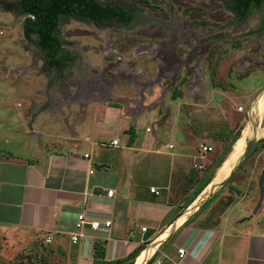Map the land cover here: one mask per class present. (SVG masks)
Wrapping results in <instances>:
<instances>
[{
	"label": "rangeland",
	"instance_id": "1",
	"mask_svg": "<svg viewBox=\"0 0 264 264\" xmlns=\"http://www.w3.org/2000/svg\"><path fill=\"white\" fill-rule=\"evenodd\" d=\"M9 1L0 0L1 154L28 153L41 130L44 149L59 139L86 142L76 132L94 123L104 127L106 138L114 134L123 140L133 127L141 134L154 124V129L193 130V141L203 144L225 134L230 141L237 128L250 123V106L264 86L258 13L237 23L224 0H98L133 7L144 18L123 31L65 19L58 32L76 60L56 71L43 66L36 37L23 35L22 21L30 14L7 11L3 4ZM173 91L181 96L172 99ZM98 103L117 107L121 119L88 111ZM255 146L227 181L236 174L257 180L264 142ZM116 152L110 149L108 155L115 158ZM11 238L0 234V264H63L57 249L50 245L52 251H46L48 243L39 237Z\"/></svg>",
	"mask_w": 264,
	"mask_h": 264
},
{
	"label": "crops",
	"instance_id": "2",
	"mask_svg": "<svg viewBox=\"0 0 264 264\" xmlns=\"http://www.w3.org/2000/svg\"><path fill=\"white\" fill-rule=\"evenodd\" d=\"M88 107L93 115L101 111L108 120L121 119L117 107ZM153 126L141 134L133 127L129 144L128 134L123 140L114 134L106 138L104 127L94 123L76 132L86 142L59 139L45 149L39 146L41 130L28 153H0V234H12L15 242L39 237L63 253V264L100 262L94 259L96 241L105 244V263L134 264L143 250L152 248L142 264L151 257L147 264L158 259L161 264H264V212L258 216L264 199L253 213L257 180L236 174L203 194L216 176L212 166L221 142L204 143L213 149L203 152V143L193 141V130ZM115 138L120 146L108 145ZM110 149H117L115 158L108 155ZM108 189L112 197L106 196ZM80 213L88 221H110V226L94 230L85 225L82 236L72 241Z\"/></svg>",
	"mask_w": 264,
	"mask_h": 264
},
{
	"label": "trees",
	"instance_id": "3",
	"mask_svg": "<svg viewBox=\"0 0 264 264\" xmlns=\"http://www.w3.org/2000/svg\"><path fill=\"white\" fill-rule=\"evenodd\" d=\"M74 1V0H72ZM82 4H86V11L90 13L91 15L99 18H107V17H112L114 15H117L118 20H122L123 22L126 21L128 24V27L132 26L136 21H140L144 18L143 13L140 11L136 10L133 7H128L127 8V13L125 14L124 12L121 13V11H114V8L109 6L108 4L102 5L97 0H78ZM32 3V2H31ZM228 0L226 1V7L227 9L231 10L232 12L235 13V21L240 22L244 20L246 17H248L254 8H257L258 10L263 11V17L261 21L260 27L257 29V32H261V30L264 27V0H232L231 3H228ZM4 7L6 9L16 7L18 5L17 1H9V2H4ZM27 6L29 4H26ZM36 5L39 8H47V11L42 14L38 13L36 11L32 12L31 17H25L24 20L22 21V31L23 35L25 38L30 39L31 36L34 34L36 37V42L41 46V48L45 49L46 54L49 56L57 57V54L55 52L59 51L60 47V40L58 36L51 35V33L56 29V24L57 20L59 19V16L61 12L58 10V8H51L50 4H48V0H37ZM19 13V12H18ZM125 14V15H123ZM45 18V20H43ZM45 44H53L50 46V49H46ZM52 48H55V52L52 51ZM66 55H68L69 59H73L71 57L72 52L62 50ZM51 68L55 69L56 71H60L62 69H65L68 67V63L64 61L63 63H60L58 60L57 61H52L48 63ZM181 96L180 91H173L171 94V98L175 99ZM240 128H237L234 134L231 136L230 141L226 139L227 134L220 136L218 139L223 142V145L221 146V151L217 159L214 161V165L212 166V171L218 167L227 153L230 151L232 143L238 138L240 135ZM134 139V131L131 129L129 132V140L128 143L130 144ZM258 142H264V138L258 140ZM256 148V146L254 147ZM46 247L44 248L46 251L51 252L52 249L50 245H45ZM48 246V247H47ZM57 249V248H56ZM58 251V249H57ZM60 254L61 253L60 251ZM105 255V244L104 242L96 241L94 243V259L100 262H97L96 264H116L122 261H117L114 263H105L103 262ZM152 258V257H151ZM147 260V263L151 260ZM45 260H43L44 262ZM146 263V264H147ZM35 264V263H31ZM131 264V263H128Z\"/></svg>",
	"mask_w": 264,
	"mask_h": 264
},
{
	"label": "flooded vegetation",
	"instance_id": "4",
	"mask_svg": "<svg viewBox=\"0 0 264 264\" xmlns=\"http://www.w3.org/2000/svg\"><path fill=\"white\" fill-rule=\"evenodd\" d=\"M12 1H17L18 5L16 7L9 8V9H6L4 7V5H3V7L9 12H13V13H17V14H25L24 10L21 7L20 1L19 0H12ZM36 1L37 0H24L25 8L28 9V8H32V7H38L36 5ZM86 1H90V0H86ZM226 1L227 0H224V2H223L224 7L227 10V12L232 14V16L235 20V13L232 12L231 10L227 9ZM231 1L232 0H228V3H231ZM100 3H102V2H100ZM26 4H29V5L27 6ZM48 4H50L51 8H53V9L58 8V10L61 12L59 19L57 20L56 29L51 33V35L58 36V38L60 40L59 51L55 52V48H52V51L57 54L58 58H55V57H52V56H49L48 54H46L45 49L41 48V46L35 41V45H36L38 54L40 56V59L42 60L43 66L48 67V68L50 67V65L48 63L52 62V61L58 60L60 63H63L64 61H66L68 63V67H69L76 60L72 54H71V57H73V59L72 60L69 59L68 55H66L62 51V50H66L69 52L71 51V49L66 46V44L64 43V40H62V37H61L60 33L58 32V28H59L60 24L62 22H65V19H73V20H77V21L78 20H88L97 29H103L104 27L111 26V25L114 26L115 28L121 29L122 31L126 30L128 28L127 22L126 21L123 22L122 20L119 21L117 18V15H114L112 17H107V18H99V17H95V16L91 15L90 13H88L86 11V7H87L86 4H82L78 0H74V1H72V0H48ZM106 4H108L109 6L114 8L115 12L120 10L121 13L122 12H124L125 14L127 13L126 10L128 7L125 5H122L120 3H110V2L102 3L103 6ZM39 9L44 11L42 14H44L47 11V8H45V9L39 8ZM253 12L259 14V22H258V28H259L261 25L262 17H263V11L258 10L257 8H254L252 13ZM125 14H123V15H125ZM249 16L246 17L244 20L237 22V23H243L247 18H249ZM43 20H45V18H43ZM45 45H46V49H50L51 48L50 46H52L53 44H45ZM82 61H83V59H82Z\"/></svg>",
	"mask_w": 264,
	"mask_h": 264
},
{
	"label": "bare ground",
	"instance_id": "5",
	"mask_svg": "<svg viewBox=\"0 0 264 264\" xmlns=\"http://www.w3.org/2000/svg\"><path fill=\"white\" fill-rule=\"evenodd\" d=\"M252 113H253V116L258 121H264V93L257 100ZM249 125L250 123L246 122V124L243 126V128L241 129L240 135L232 144L229 153H227V155L225 156L221 164L217 167L215 171V175H216L215 178L211 181L208 189L203 191V194H206L207 192L211 191L215 184L221 182L227 177L233 163L235 162L237 157H239V155L242 153L244 149L245 141L247 137L249 136V132H250ZM258 131H259L258 137L264 138V125H259ZM151 251H152V248L143 250L136 257L134 264H142L144 260L148 257V255L151 253Z\"/></svg>",
	"mask_w": 264,
	"mask_h": 264
},
{
	"label": "water",
	"instance_id": "6",
	"mask_svg": "<svg viewBox=\"0 0 264 264\" xmlns=\"http://www.w3.org/2000/svg\"><path fill=\"white\" fill-rule=\"evenodd\" d=\"M19 1H20L21 7L24 10L25 14H32V12H34V11H36L38 13L44 12L43 10L39 9L38 7H32V8L26 9L24 6V0H19ZM263 93H264V86L256 93V95L253 99V103L250 106V109L248 112V117H249V121H250V125H249L250 132H249V136L247 137V139L245 141V146H244L242 153L239 155V157H237V159L233 163L227 177L224 180H222L221 182L215 184L212 190H214L218 186H221L223 183H225L231 177V175L236 170V168L238 167L240 162L249 155V153L251 152V150L255 146L256 142L259 140V137H258L259 125L255 121L252 112H253V108H254L257 100L261 97V95ZM257 193H258V199H257V202L254 206L253 213H255L259 209V207H260V205L264 199V165L261 168L260 173H259L258 178H257Z\"/></svg>",
	"mask_w": 264,
	"mask_h": 264
},
{
	"label": "built area",
	"instance_id": "7",
	"mask_svg": "<svg viewBox=\"0 0 264 264\" xmlns=\"http://www.w3.org/2000/svg\"><path fill=\"white\" fill-rule=\"evenodd\" d=\"M30 17L33 18V16L31 14H30ZM151 129H152L151 127L147 126L145 128V131L146 132H150ZM108 145H110L112 147H119L120 146V143H119L118 139L115 138V139H111L109 141ZM165 146L171 148L172 147V144H166ZM199 147H200V150L203 151V152H209V151H211L213 149V147L211 145H206V144H200ZM155 151H159V150H155ZM83 157L84 158H90V153H84L83 154ZM150 191L151 192L158 193L154 189V187H151L150 188ZM106 196L112 197L113 196V190L108 189L106 191ZM100 224H103V226H105V227H109L110 226V221H105L103 223H100L99 221H88V220L85 219L84 215L82 213H80L77 216V219L75 221V228H76L77 232L76 233H73L71 235V240L72 241H76L80 236H82L81 230L85 227V225H88L91 229H94L95 230V229H97L100 226ZM140 231H145V227H141L140 228ZM129 235L130 236H133L134 235V231H130L129 232ZM46 241L47 242L50 241V237L49 236L46 237ZM183 251L184 250L182 248L178 249L179 257H181L183 255ZM155 264H161V260L160 259L156 260L155 261Z\"/></svg>",
	"mask_w": 264,
	"mask_h": 264
}]
</instances>
